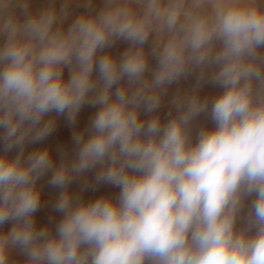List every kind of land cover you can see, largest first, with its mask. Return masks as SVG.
I'll list each match as a JSON object with an SVG mask.
<instances>
[{"label": "clouds", "instance_id": "1", "mask_svg": "<svg viewBox=\"0 0 264 264\" xmlns=\"http://www.w3.org/2000/svg\"><path fill=\"white\" fill-rule=\"evenodd\" d=\"M0 264H264V0H0Z\"/></svg>", "mask_w": 264, "mask_h": 264}, {"label": "crops", "instance_id": "2", "mask_svg": "<svg viewBox=\"0 0 264 264\" xmlns=\"http://www.w3.org/2000/svg\"><path fill=\"white\" fill-rule=\"evenodd\" d=\"M42 0H33V7H38ZM73 7V15H75L76 12L82 11V8H77L75 5ZM71 19V17H70ZM125 42H118L115 46L113 51L114 52H122L124 48L126 47ZM65 75L67 76V71L65 72ZM194 83V79L190 78L187 82H182L183 87H187L189 84ZM175 91V86L169 90V97L171 96L172 92ZM220 91V89L215 88L211 85H207L204 87L202 90L201 95H215ZM167 100V98H166ZM167 104L165 105L164 109L162 110V115L167 113ZM96 109L91 106H86L81 110V113L78 117L77 123L75 127L77 129L84 128L90 117L94 114ZM202 126H207L209 128L213 127L211 120L206 116H201L199 117L195 122H194V127H193V138H195L196 133L198 132L199 128ZM71 133H72V128L69 127L66 122L64 117H59L57 121V129L56 131L45 141H43L39 145H29L28 149L26 151H31L33 148L36 147H43V146H48L50 147L53 156L57 162H59L60 156L57 151V148L60 146H63L66 148L70 155L73 153L74 145L72 144L71 141ZM13 155L15 154V150L12 153ZM94 173H89L88 177L89 180H91L92 176ZM47 179L48 177H45L43 180L40 181L41 184L44 185V192L42 196V207L41 209L37 212V220L39 223L43 224L49 221V219L52 220L53 224L59 220L60 214L55 212L52 205L54 204V198L58 193V189L51 188L47 185ZM71 190L73 192H78L80 190V182H74L73 185L71 186ZM120 189L118 187H114L109 184H101L97 186L94 190H86L83 193L84 199L85 200H90L94 199L102 194H108V195H118ZM254 199V196L247 197L244 201V206L241 210L240 218L238 220V226H244L246 223V219L249 213L250 205L252 203V200ZM11 225H6L5 227H10ZM14 259L17 260H22L23 257L18 256V254L14 253L13 256Z\"/></svg>", "mask_w": 264, "mask_h": 264}]
</instances>
